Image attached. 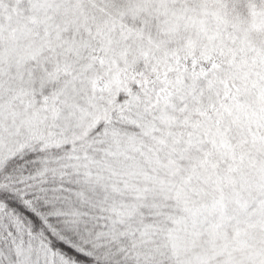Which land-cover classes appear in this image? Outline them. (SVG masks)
Returning <instances> with one entry per match:
<instances>
[{
	"label": "snow or ice",
	"instance_id": "6c2138e0",
	"mask_svg": "<svg viewBox=\"0 0 264 264\" xmlns=\"http://www.w3.org/2000/svg\"><path fill=\"white\" fill-rule=\"evenodd\" d=\"M0 264H264V0H0Z\"/></svg>",
	"mask_w": 264,
	"mask_h": 264
}]
</instances>
